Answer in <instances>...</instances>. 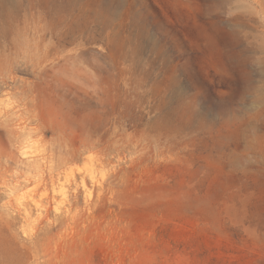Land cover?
Segmentation results:
<instances>
[{"label":"rangeland","instance_id":"obj_1","mask_svg":"<svg viewBox=\"0 0 264 264\" xmlns=\"http://www.w3.org/2000/svg\"><path fill=\"white\" fill-rule=\"evenodd\" d=\"M0 264H264V0H0Z\"/></svg>","mask_w":264,"mask_h":264},{"label":"bare ground","instance_id":"obj_2","mask_svg":"<svg viewBox=\"0 0 264 264\" xmlns=\"http://www.w3.org/2000/svg\"><path fill=\"white\" fill-rule=\"evenodd\" d=\"M21 34H22V33H21ZM22 124H23V123H22ZM15 126H16V125H15ZM18 126H19V125H18ZM19 127H20V126H19ZM22 127H23V126H22ZM97 136H98V135H97ZM96 139H97V138H96ZM12 145H13V144H12ZM37 147H38V146H37ZM27 151H28V150H27ZM36 152H37V151H36ZM98 152H99V150H98ZM98 152H97V153H98ZM102 154H103V153H102ZM98 155H99V154H98ZM98 155H97V156H98ZM11 156H13V155H11ZM93 156H95V155H93ZM17 157H18V156H17ZM33 157H34V156H33ZM98 158H99V157H98ZM98 158H97V159H98ZM24 160H25V159H24ZM93 160H94V159H93ZM99 160H100V159H99ZM29 162H30V163H35V162H37V159L33 158V159L29 160ZM88 164H89V163H88ZM88 164H87V165H88ZM92 164H93V163H92ZM98 164H99V163H98ZM77 166H78V165H77ZM86 167H87V166H86ZM95 167H96V166H95ZM98 168H99V167H98ZM78 169H79V168H78ZM91 169H92V168H91ZM88 170H89V169H88ZM72 171H74V170H72ZM72 171H71V172H72ZM69 172H70V171H69ZM71 172H70V175L73 173L72 175L74 176V172H72V173H71ZM91 172H93V171L91 170ZM52 173H53V172H52ZM52 173H51V174H52ZM59 174H60V172H59ZM26 175H27V174H26ZM36 175H40V173L37 172ZM67 175H68V174H67ZM24 177H25V176H24ZM39 177H40V176H39ZM51 178H52V177H51ZM67 178H69V177H67ZM82 178H84V179H81V180L84 181L86 177H82ZM37 179H38V178H37ZM42 179H43V178H42ZM42 179H40V180H42ZM40 180H39V183H40ZM36 181H37V180H36ZM36 181H35V182H36ZM52 181H53V180H52ZM70 181H71V180H70ZM41 182H42V181H41ZM53 182H54V181H53ZM62 182H63V181H62ZM62 182H61V183H62ZM36 183H38V181H37ZM39 183H38V184H39ZM54 183H55V182H54ZM77 183H78V181H77ZM83 183H85V182H83ZM38 184H35V185L37 186ZM39 185H40V184H39ZM39 185H38V186H39ZM85 185H87V184L85 183ZM38 186H37V187H38ZM87 187H88V185H87ZM45 188H46V185H45ZM53 188H54V187H53ZM60 188H61V187H60ZM74 188H75V187H74ZM42 189H43V188H42ZM46 189H47V188H46ZM75 189H77V188H75ZM47 190H48V189H47ZM58 190H59V189H58ZM53 191H56V188H55V190H53ZM47 193H48V192H47ZM74 193H75V192H74ZM64 194H65V196H66V190H65V192L63 191V196H64ZM41 195H42V194H41ZM41 195H40V196H41ZM45 195H47V194H45ZM67 195H68V194H67ZM53 196H54V195H53ZM68 196H69V195H68ZM54 197H55V196H54ZM64 198H65V197H64ZM72 198H73V197H72ZM33 199H35V198H33ZM36 201L40 203V200H39V199H36L35 202H36ZM42 202H43V201H42ZM60 202H62V201H60ZM43 204H44V203H43ZM37 205H38V204H37ZM17 206H18V205H17ZM40 206H41V204H40ZM55 206H56V205H55ZM58 209H59V208H58ZM25 210H26V209H25ZM77 210H78V209H77ZM26 212H28V211H26ZM74 213H75V212H74ZM76 213H77V212H76ZM27 214H28V213H27ZM72 215H73V213H72ZM74 216H75V215H74ZM28 219H29V218H28ZM30 226H31V225H30ZM34 227H35V226H34ZM33 229H34V228H33Z\"/></svg>","mask_w":264,"mask_h":264}]
</instances>
